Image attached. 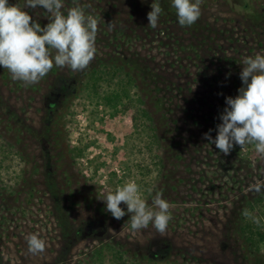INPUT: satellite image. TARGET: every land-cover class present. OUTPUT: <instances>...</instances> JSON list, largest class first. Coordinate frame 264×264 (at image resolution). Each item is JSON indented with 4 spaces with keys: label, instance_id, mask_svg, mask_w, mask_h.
<instances>
[{
    "label": "rangeland",
    "instance_id": "1",
    "mask_svg": "<svg viewBox=\"0 0 264 264\" xmlns=\"http://www.w3.org/2000/svg\"><path fill=\"white\" fill-rule=\"evenodd\" d=\"M74 3L98 20L81 82L65 67L25 86L0 68L1 264H264V248L249 252L236 224L264 193L253 187L264 182V154L249 144L225 156L204 139L210 130L215 138L225 98L238 94L231 78L243 59L264 55V0H200L190 27L159 0L155 29L152 0H64L62 11ZM24 10L41 27L49 22L43 9ZM112 52L131 67L129 95L141 104L109 106L92 94L91 65ZM135 146L150 172L131 167ZM130 180L149 203L157 192L169 202L164 233L133 232L128 215L105 211L104 194ZM31 234L45 241L42 252L28 251Z\"/></svg>",
    "mask_w": 264,
    "mask_h": 264
},
{
    "label": "clouds",
    "instance_id": "2",
    "mask_svg": "<svg viewBox=\"0 0 264 264\" xmlns=\"http://www.w3.org/2000/svg\"><path fill=\"white\" fill-rule=\"evenodd\" d=\"M64 7V0H24V8H40L48 16L49 22L41 27L18 4L0 0V68L6 69L13 81L34 85L54 67L80 71L94 59L98 20L80 6L67 12L62 11ZM150 7L148 27L155 29L163 10L159 0H152ZM170 7L182 27L195 24L201 14L200 0H170ZM242 65L239 74L242 86L235 98H225L226 107L219 116L215 138L211 137V130L204 135L209 145L225 156L234 146L248 144L254 145L257 153L264 154V55L245 57ZM253 187L261 192L264 182H257ZM101 201L114 219L121 220L128 215L126 223L133 232L151 225L164 233L171 220V206L162 193L157 192L149 203L134 180L106 192ZM254 223L259 220L254 219ZM27 245L31 253L42 252L45 241L31 234Z\"/></svg>",
    "mask_w": 264,
    "mask_h": 264
},
{
    "label": "trees",
    "instance_id": "3",
    "mask_svg": "<svg viewBox=\"0 0 264 264\" xmlns=\"http://www.w3.org/2000/svg\"><path fill=\"white\" fill-rule=\"evenodd\" d=\"M66 1V0H65ZM78 6L75 3L72 5V7ZM109 55V54H108ZM57 68L54 67L50 72L58 74V71L56 70ZM92 69V74L97 73V77L93 79L92 84L90 85V90L92 91V94L94 96H99L104 94L105 99L104 103L109 106H115L117 104H124V101L126 99L129 104H133V102L138 100V103H140L139 98L136 100H133L130 95V89L134 87L135 85V80L134 77L131 75L130 71L131 67L124 62V60H121L120 58L116 57L114 53L107 58L104 59H97V62L91 65ZM143 70L141 69L140 72ZM145 71V70H144ZM76 81L81 82L82 78L87 74L83 70L80 71H74ZM239 74L240 72L238 71L236 75H233L231 78L234 80V85L233 87L238 90L242 86L241 81L239 79ZM71 75V74H70ZM72 76V75H71ZM4 78H7L5 75H3ZM63 79V77H62ZM126 98V99H125ZM221 113H218V121L214 123V130L216 131V126L220 123L219 116ZM141 115L142 118L151 121V116L149 112H147L144 109H141ZM149 126V125H148ZM150 132H154L152 130V126H149ZM155 137V136H154ZM249 145V144H248ZM240 146H234L235 153L239 155L237 152L239 151ZM150 147H148L149 149ZM135 153L140 157V160L137 161L136 159L134 160L132 158L133 154ZM129 156L128 161L131 163V167H138L140 172L146 171L150 172V169H148L147 166H144V163H146V159L144 157V150H141L139 147H131L129 149ZM153 160V158H152ZM153 162V161H152ZM160 159L154 165L157 166V164H160ZM51 178H47V180ZM54 185H48L52 187V189L57 188L56 185L58 186L57 183H54ZM257 206H259V209L257 210ZM246 208H249L250 213L244 212ZM262 208V209H260ZM248 213L251 220H244L245 215L241 217V213L239 214L238 220H237V225H239V232L241 237L244 239L246 246L248 247V251L253 253V254H259L261 253V249L264 248V223H263V218H264V193H258L257 197L252 198L250 201H247L245 203L244 210L242 213ZM254 212V213H253ZM253 213V214H252ZM252 214V215H251ZM254 219H258L259 223H254ZM2 222V219L1 221ZM241 222V224H240ZM243 223V224H242ZM1 256H0V264H1Z\"/></svg>",
    "mask_w": 264,
    "mask_h": 264
}]
</instances>
